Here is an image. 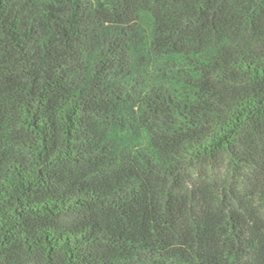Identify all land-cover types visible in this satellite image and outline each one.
Returning a JSON list of instances; mask_svg holds the SVG:
<instances>
[{
    "label": "trees",
    "instance_id": "obj_1",
    "mask_svg": "<svg viewBox=\"0 0 264 264\" xmlns=\"http://www.w3.org/2000/svg\"><path fill=\"white\" fill-rule=\"evenodd\" d=\"M0 264H264V0H0Z\"/></svg>",
    "mask_w": 264,
    "mask_h": 264
}]
</instances>
